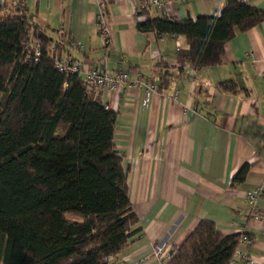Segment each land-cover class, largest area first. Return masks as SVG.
I'll return each instance as SVG.
<instances>
[{
  "label": "crops",
  "instance_id": "0c3cea01",
  "mask_svg": "<svg viewBox=\"0 0 264 264\" xmlns=\"http://www.w3.org/2000/svg\"><path fill=\"white\" fill-rule=\"evenodd\" d=\"M151 1L0 0V6L35 13L61 62L126 73L128 84L101 93L117 112L115 147L125 154L128 196L142 229L117 264H163L170 246L203 219L223 234L251 239L237 245L229 264H264V199L252 206L245 199L253 188L264 191V19L235 31L219 64L195 70L183 57L182 38L138 32L135 22L218 16L225 0ZM240 1L264 12V0ZM99 4L110 29L106 42L98 35ZM135 79L155 87L146 107ZM222 81L240 92L221 94ZM242 165L243 181L232 183ZM255 208L261 220L252 218Z\"/></svg>",
  "mask_w": 264,
  "mask_h": 264
},
{
  "label": "trees",
  "instance_id": "16d2710c",
  "mask_svg": "<svg viewBox=\"0 0 264 264\" xmlns=\"http://www.w3.org/2000/svg\"><path fill=\"white\" fill-rule=\"evenodd\" d=\"M34 14L0 6V264H107L142 237L125 154L115 147L117 112L80 74L56 70L58 47ZM263 19V11L225 0L218 16H163L134 26L182 38L183 57L200 70L219 64L235 31ZM29 36L38 43L35 60ZM216 89L233 96L241 90L232 81ZM246 170L242 165L232 183ZM240 235L200 220L163 264H229Z\"/></svg>",
  "mask_w": 264,
  "mask_h": 264
},
{
  "label": "built area",
  "instance_id": "2783aa9c",
  "mask_svg": "<svg viewBox=\"0 0 264 264\" xmlns=\"http://www.w3.org/2000/svg\"><path fill=\"white\" fill-rule=\"evenodd\" d=\"M235 1H240V0H235ZM152 4L157 5L156 0L151 1ZM99 9L100 12L98 14V35L99 37L104 41L109 40V34H110V29L108 27L107 21L105 20L104 13H103V5L99 4ZM35 46L33 45L29 46V49H34V56L33 60H35L38 56V43L37 41H34ZM70 48L73 50H79L80 45L76 41H71L69 44ZM55 68L59 73L62 74H72V73H78L81 75L83 82L85 86L88 89H92L94 91H98L101 93L104 92H117L120 90V88L128 84L127 83V76L126 73L119 70L113 73L112 75L99 71L94 68H87L83 67L77 64H67L64 62H56L55 63ZM134 86H139L143 85L144 86V98H143V106L148 105V101L150 98L151 93L155 91V87L152 84H143L140 79H135L132 83ZM264 199V191L257 187L253 188L245 197L247 204H250L252 206L253 202L256 199ZM254 220H261L262 215L258 214L256 211V208L254 209V215L252 217ZM239 243H245V244H251V239L244 233H242L239 237ZM107 264H117L115 261L108 262ZM246 264H251V260L248 261Z\"/></svg>",
  "mask_w": 264,
  "mask_h": 264
},
{
  "label": "rangeland",
  "instance_id": "374dc122",
  "mask_svg": "<svg viewBox=\"0 0 264 264\" xmlns=\"http://www.w3.org/2000/svg\"><path fill=\"white\" fill-rule=\"evenodd\" d=\"M18 8H21V7L19 6ZM34 41H36V40H35V39H32V38H30V36H29V43H28V44H29V46L33 45V47H36V46H35V44H34V43H35ZM33 50H34V49H33Z\"/></svg>",
  "mask_w": 264,
  "mask_h": 264
}]
</instances>
